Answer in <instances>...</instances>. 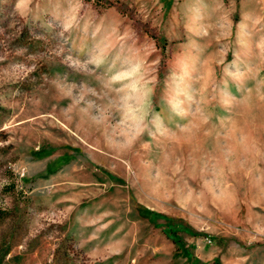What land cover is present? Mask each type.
I'll list each match as a JSON object with an SVG mask.
<instances>
[{
	"label": "rangeland",
	"instance_id": "374dc122",
	"mask_svg": "<svg viewBox=\"0 0 264 264\" xmlns=\"http://www.w3.org/2000/svg\"><path fill=\"white\" fill-rule=\"evenodd\" d=\"M0 264H264V0H0Z\"/></svg>",
	"mask_w": 264,
	"mask_h": 264
},
{
	"label": "trees",
	"instance_id": "16d2710c",
	"mask_svg": "<svg viewBox=\"0 0 264 264\" xmlns=\"http://www.w3.org/2000/svg\"><path fill=\"white\" fill-rule=\"evenodd\" d=\"M0 214H1V213H0ZM1 215H2V214H1ZM1 215H0V218L2 217Z\"/></svg>",
	"mask_w": 264,
	"mask_h": 264
}]
</instances>
